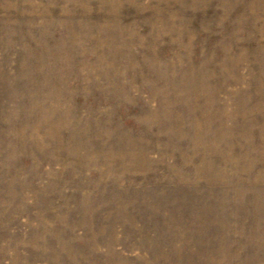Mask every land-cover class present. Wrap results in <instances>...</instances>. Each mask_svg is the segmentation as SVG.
Returning a JSON list of instances; mask_svg holds the SVG:
<instances>
[{
  "label": "rangeland",
  "instance_id": "374dc122",
  "mask_svg": "<svg viewBox=\"0 0 264 264\" xmlns=\"http://www.w3.org/2000/svg\"><path fill=\"white\" fill-rule=\"evenodd\" d=\"M0 264H264V0H0Z\"/></svg>",
  "mask_w": 264,
  "mask_h": 264
}]
</instances>
